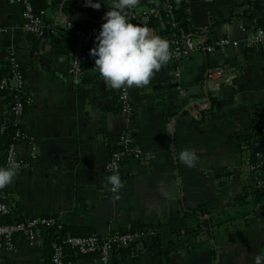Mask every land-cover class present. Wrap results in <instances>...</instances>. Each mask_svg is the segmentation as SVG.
I'll list each match as a JSON object with an SVG mask.
<instances>
[{"label": "crops", "instance_id": "1", "mask_svg": "<svg viewBox=\"0 0 264 264\" xmlns=\"http://www.w3.org/2000/svg\"><path fill=\"white\" fill-rule=\"evenodd\" d=\"M83 2L71 14L61 4L46 9L51 22L37 41L23 27L22 5L0 0V51L10 50L0 59V78L1 61L14 57L26 96L25 137L16 152L27 161L0 188V198L18 216L54 215L81 233L155 228L126 258L114 250L104 261L74 253L64 264H254L264 251V200L256 193L264 174L256 178L246 165L251 154L264 156V44L247 46L245 38L264 26V0H186L189 32L182 36L207 42L229 37L238 45L192 52L165 63L143 86H122L129 94V121L121 112L120 88L101 77L92 56L80 82H71L76 38L65 23L88 17ZM111 3L101 0V11ZM89 27L96 31L94 23ZM52 30L58 46L49 42ZM212 65L238 71L234 84L208 91L205 74ZM10 102L0 91V115ZM124 131L141 152L122 160L121 187L111 192L104 166ZM183 148L198 157L191 167L178 159ZM3 157L0 149V165ZM197 205L217 220L211 229L194 231L195 218L184 216ZM50 253L41 233L33 241L17 234L11 248L0 249V264H51Z\"/></svg>", "mask_w": 264, "mask_h": 264}, {"label": "built area", "instance_id": "2", "mask_svg": "<svg viewBox=\"0 0 264 264\" xmlns=\"http://www.w3.org/2000/svg\"><path fill=\"white\" fill-rule=\"evenodd\" d=\"M10 3H18L22 5V18L23 27L26 32L35 35L44 34L45 24L42 19L41 13L35 11L31 0H7ZM139 2L132 8L126 9L131 18L139 20L141 22H147L151 17L161 18L163 16L171 18L173 16V5L171 0H148L144 6L138 7L142 2ZM84 7L93 10L102 9V5L99 9L85 5ZM174 24V21H171ZM65 28L72 32L76 40L70 49L68 73L72 84L77 85L81 77L84 74V65L89 59V49L94 46V36L87 34L85 31L76 29L72 20H67ZM88 43V44H86ZM245 44L247 46H256L258 44H264V26L255 28L251 34L245 38ZM238 45L237 40H233L229 37H221L218 39L207 42L200 37H194L193 35H183L178 38H174L170 41L169 47L171 52L170 61H179L182 57L189 55L195 51H206L213 53L216 50L223 49L227 46ZM11 70L7 75H2L0 78V91L7 92L10 95L11 102L6 111L2 112L3 115L12 114L15 117V125L17 128L14 133V140L4 151V162L6 164L7 156L13 149L16 152V145L18 141L25 137V133L21 127V117L23 114L26 96L24 95V79L21 71V64L11 57L10 60ZM167 62V63H168ZM179 72L176 71V76ZM238 77V71L223 68L219 65H212L207 68L205 74V83L208 91H216L222 85H233L234 81ZM181 89L180 86H177ZM182 91V89H181ZM119 99L121 105V112L126 116V120L129 121L131 108L129 105V94L126 88L121 87L119 91ZM3 125L0 124V130L3 129ZM134 137L130 131L121 132L119 136V146L113 149L109 159L105 163L104 170L106 178L112 171L117 170L120 176L121 162L125 157L139 155L141 150L133 145ZM254 156L256 160L251 162L248 160L246 165L247 169L259 178V174H264V156L259 152H255ZM16 158L21 162V168L26 166L27 161L24 157L19 156L16 152ZM20 168V169H21ZM108 182V181H107ZM109 190L111 185L108 183ZM9 212V207L6 202L0 200V215ZM48 225L55 226L57 230L62 227V222L54 215H40L25 217L16 222H0V249L11 248L13 246V240L15 235L23 234L29 240H37L40 236L38 226ZM153 231L148 232H116L109 233L105 236L91 235H67L60 241H53L50 244L51 264H64L65 258V246L72 247L76 252L81 254L97 253L101 260H106L111 250L116 247L128 246L131 242L139 240L140 238H150L153 236Z\"/></svg>", "mask_w": 264, "mask_h": 264}, {"label": "clouds", "instance_id": "3", "mask_svg": "<svg viewBox=\"0 0 264 264\" xmlns=\"http://www.w3.org/2000/svg\"><path fill=\"white\" fill-rule=\"evenodd\" d=\"M138 0H113L102 14V23L94 37V46L89 49L94 67L113 88L143 86L171 57L169 42L154 33L146 25L133 22L126 9L134 7ZM86 6L99 9L101 0H85ZM178 159L191 167L198 160L195 151L183 148ZM21 162L13 149L5 165H0V188L13 182ZM111 190L117 192L121 180L117 170L107 176ZM254 264H264V251L257 253Z\"/></svg>", "mask_w": 264, "mask_h": 264}, {"label": "trees", "instance_id": "4", "mask_svg": "<svg viewBox=\"0 0 264 264\" xmlns=\"http://www.w3.org/2000/svg\"><path fill=\"white\" fill-rule=\"evenodd\" d=\"M32 4L34 6V9L36 12L41 13L42 19L45 25H49L51 22V19L46 16V9H56L60 4L62 6L63 12L64 13H73L75 8L78 5L79 0H52L51 4H48L47 0H31ZM148 0H141V2L146 3ZM161 1V0H158ZM172 5H173V16L169 19L167 17L161 16V18H156V17H151L147 22H141L139 20L133 19V22H140L144 25H146L148 28L155 29L154 33L159 34L160 36L166 38L168 42L174 38H178L182 36V33H188L189 32V26H188V19H187V13H186V0H171ZM49 6V7H48ZM88 17L85 18H78L74 20V26L76 29H80L85 31L87 34L94 36L96 35L97 31L99 30L100 24L102 23V14L104 11H98L95 12L93 9H88ZM75 16V15H74ZM171 21H174V24H172ZM92 23L95 24L96 26V31H93L91 27H89ZM32 37L39 41V39L43 38L45 34L41 35H35L31 34ZM49 38V42L51 45H59L58 43V35H56L55 32H52L47 35ZM88 44V43H86ZM89 45V44H88ZM11 56L7 60H2L1 61V69H2V75H7L10 70H11V65H10V60ZM85 66V65H84ZM85 68V67H84ZM15 117L12 114L9 115H0V124L3 125V129L0 130V149L3 150V152L8 148L9 144L13 142L14 140V133L17 128V125H15ZM246 138V136L242 137ZM244 145V144H243ZM256 160L254 154H251L249 157V161L254 162ZM3 162H4V157H3ZM264 171V167L262 168ZM257 196L260 199L264 200V180L260 181L258 186H257ZM0 200L4 201L3 198H0ZM7 204V203H6ZM9 207V206H8ZM11 208L9 207V212L3 215H0V222L6 223V222H16L20 221L23 219V217L18 216L17 212H13L10 210ZM204 215H206L204 217ZM184 216L188 219L195 218L196 224L194 225V231H197L201 226H204L207 230L208 228L211 229L213 225L217 224V220L215 219L214 222V217L208 212V210L203 207L202 205H197L192 208H186L184 210ZM38 229L40 233L44 237V242L47 243L50 247V244L53 241H60L64 236L67 235H91L96 234L94 231L89 230L85 233H81L80 231L77 230V228L72 227V226H66L62 225L60 230H57L55 226H48V225H40L38 226ZM155 231V228L152 225L148 224H143L135 228H130L125 231H113V233L116 232H137V231H142V232H148V231ZM101 237V236H99ZM144 238H140L139 240H136L134 242H131L128 246L125 247H116L114 248V253L117 256H120L121 258H126L130 254H133L135 252H138V243H143ZM154 244L150 245V248ZM75 253V256H87V255H95L97 256V253H92V254H81L76 252V250L72 247L65 246V258H64V263H67L69 260V255H72ZM51 253L49 254V259H50ZM73 256L72 259L75 258Z\"/></svg>", "mask_w": 264, "mask_h": 264}, {"label": "water", "instance_id": "5", "mask_svg": "<svg viewBox=\"0 0 264 264\" xmlns=\"http://www.w3.org/2000/svg\"><path fill=\"white\" fill-rule=\"evenodd\" d=\"M44 34H46V28H44ZM10 52V50L8 49V50H3V51H0V59H2V58H4V57H6L7 56V54ZM110 252H112V250L110 251ZM109 252V253H110Z\"/></svg>", "mask_w": 264, "mask_h": 264}]
</instances>
